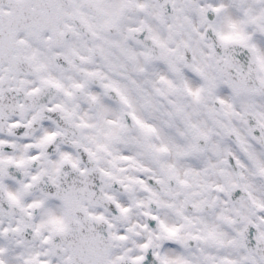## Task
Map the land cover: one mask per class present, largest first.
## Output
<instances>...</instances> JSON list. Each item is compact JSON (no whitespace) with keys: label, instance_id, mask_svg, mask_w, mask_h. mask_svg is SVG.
<instances>
[{"label":"snow or ice","instance_id":"obj_1","mask_svg":"<svg viewBox=\"0 0 264 264\" xmlns=\"http://www.w3.org/2000/svg\"><path fill=\"white\" fill-rule=\"evenodd\" d=\"M0 264H264V0H0Z\"/></svg>","mask_w":264,"mask_h":264}]
</instances>
